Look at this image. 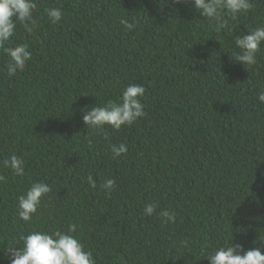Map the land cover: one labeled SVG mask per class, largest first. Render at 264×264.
<instances>
[{"label":"trees","instance_id":"obj_1","mask_svg":"<svg viewBox=\"0 0 264 264\" xmlns=\"http://www.w3.org/2000/svg\"><path fill=\"white\" fill-rule=\"evenodd\" d=\"M35 2L33 31L17 22L8 45H28L25 70L9 77L0 52V167L5 141L20 136L25 167L11 200L0 183V264L20 234L69 224L96 264H210L228 241L264 254V45L251 67L233 56L235 39L264 23V0L230 20L232 32L174 0ZM51 7L63 12L55 25ZM129 84L145 87L146 116L119 132L87 129L83 114ZM109 143L127 153L113 159ZM106 179L117 185L108 195ZM38 181L52 191L25 223L17 198ZM153 202L175 222L145 216Z\"/></svg>","mask_w":264,"mask_h":264},{"label":"clouds","instance_id":"obj_2","mask_svg":"<svg viewBox=\"0 0 264 264\" xmlns=\"http://www.w3.org/2000/svg\"><path fill=\"white\" fill-rule=\"evenodd\" d=\"M175 3L188 4L195 8L200 15L211 24L216 32L229 28V21L237 20L241 14H247L253 8L252 0H174ZM37 10L35 0H0V52L6 54L10 59L7 64L9 77L23 72L26 62L31 60L32 53L27 44H18L15 47L8 46L15 35L17 22L26 31L32 32L36 21L33 18ZM49 21L58 24L63 16L59 7L46 8ZM123 27L132 31L136 24L127 19H121ZM264 45V23L257 25L247 35L238 36L235 39V47L238 51L233 53L234 60L249 67L257 63V54ZM146 89L139 84H129L122 89L119 100H109L103 106L93 107L86 111L82 120L87 129L94 130L98 134L106 131L105 126L113 131L119 132L122 126L127 127L134 124L138 118L146 116L142 99L145 97ZM258 102L264 103V90L258 95ZM106 138V137H105ZM23 139L8 138L5 141L4 160L0 167V183L6 187L8 199H12V191L20 192L17 187L18 177L25 174L24 160L20 153L15 152L19 147L18 142ZM109 150L113 159L119 158L127 153L125 143L111 144ZM87 183L91 188H96V180L91 174L87 176ZM115 179H106L101 188L108 195L116 188ZM52 191L51 187L44 182H34L28 190L19 195L17 200V213L20 220L25 223L32 221L42 205V200ZM156 203H148L143 208L145 216L157 215L163 223L171 224L176 220V213L168 209L157 211ZM77 225L69 224L67 232L53 230L45 232L40 230L30 231L27 235L20 234L17 244L22 242L23 247L9 246L10 264H96L92 251H85L84 245L73 233ZM264 245V240H261ZM210 264H264V254L261 247H255L245 251L240 244H229L214 249L209 255Z\"/></svg>","mask_w":264,"mask_h":264}]
</instances>
